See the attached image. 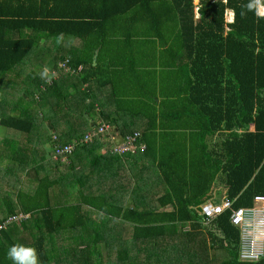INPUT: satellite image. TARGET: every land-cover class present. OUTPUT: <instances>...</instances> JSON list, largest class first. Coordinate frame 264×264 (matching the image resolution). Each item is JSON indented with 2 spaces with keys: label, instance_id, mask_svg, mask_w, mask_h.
Segmentation results:
<instances>
[{
  "label": "trees",
  "instance_id": "obj_1",
  "mask_svg": "<svg viewBox=\"0 0 264 264\" xmlns=\"http://www.w3.org/2000/svg\"><path fill=\"white\" fill-rule=\"evenodd\" d=\"M248 3L0 0V127L27 137L25 150L0 149V157H11L21 172L47 157L72 169L76 156L89 168L85 174L72 169L56 179L79 187L75 205L61 204L55 193L49 198L48 188L36 178L29 181L31 190L20 187L12 197L0 195V264H12L7 251L13 244L35 247L41 264H264V256L240 259V233L230 223V211L209 222L200 211L202 204L219 203L223 197L233 201L234 209L252 207L253 198L264 195V17L247 11ZM133 32L142 34L148 45L183 58L169 89L159 91L164 100L158 108L163 110L151 101L157 92L153 87L146 105L151 116L147 110L135 129L104 115L94 96L98 82L92 65L95 52L109 46V40L127 44ZM67 39L77 40L79 48L58 53L50 62L61 76L70 77L72 89L52 78L48 84L35 71L45 68V57ZM65 59L72 74L56 66ZM6 87L16 92L4 97ZM114 95L113 100L120 98ZM78 98L84 100L80 106ZM69 100L79 108L83 125L93 114L101 123L91 124L87 132L73 128L66 133L60 127L44 133L45 121L62 112L68 113V122L75 120ZM100 125L118 128L115 137L120 140L139 133L144 149L98 154L107 137L83 138ZM0 142L11 145L9 139ZM67 144H75L67 163L53 159L57 147ZM128 157L135 164L145 160L149 179L139 177L142 168L137 173L130 166L136 180L125 188L118 181H124V172L110 169L112 160ZM19 215L26 218L5 223Z\"/></svg>",
  "mask_w": 264,
  "mask_h": 264
},
{
  "label": "crops",
  "instance_id": "obj_2",
  "mask_svg": "<svg viewBox=\"0 0 264 264\" xmlns=\"http://www.w3.org/2000/svg\"><path fill=\"white\" fill-rule=\"evenodd\" d=\"M108 43L109 46H107L105 49L97 50V52H95V55L93 56L92 65L97 68L96 72L94 73V78H96L98 82L96 83V85H94V96L95 98H97V103L101 104L104 115L108 112L112 114V117L118 119V124H120L121 126H123V123H129V125L132 126L131 129H135L136 126H140L143 123V117L147 116V110L149 112V115L151 116L152 109L149 107L147 108L146 105L148 100L147 98L151 96L150 93L152 92L153 87H156L157 92L156 96L152 97L151 101H153L157 105V109H159L160 111L163 110L164 107L158 108L160 102L164 100L162 99V93L160 92L164 91L165 88L167 90L169 89V79L174 76L178 65L182 63L183 58L179 54L174 53V51L172 50L166 51L164 49L155 48L154 43H149L148 45L147 39L142 34H139V32H133V39L127 44L117 43L115 45L111 40H109ZM148 46L151 48L149 49ZM77 48H79V46L77 45V40L67 39L66 43H63V46L60 50H58L57 52L53 51V54L45 57V68H39V72L45 74V82L47 78L49 79L55 76L54 79L60 82L62 86H65V88L67 89L73 88L72 82L69 81L70 77L68 79V77L64 78L63 75L61 76V74L53 68L50 60L54 55L58 53H71L74 49ZM96 62L98 63V66H96ZM56 66L58 67V65ZM86 87L87 85L85 84L80 90H83ZM114 94H116L117 97L120 98H118V100H113V98L116 97ZM76 101L80 106L84 100L78 98L76 99ZM85 101L87 102L90 100L86 99ZM68 103L74 108L73 117L75 118V120L73 122H68V113L62 112L58 117L53 116V121L51 119L45 121L42 129L45 131L44 133L52 134L53 132H56V129L60 127L64 128L63 130H61V132L66 131V133H69V131H67L68 129L73 128L80 132H87L88 127H90L91 124L98 125V123H101V119L99 118L98 114H93L92 120L89 119V122L83 125V123L79 121V119L81 120L83 117L79 111V108L77 106L74 107V105L71 104L70 100L68 101ZM95 106L98 109L96 103ZM54 123L56 124L54 125ZM175 131L176 132L173 131V133H182V131ZM12 132H14L16 136L9 139L11 145L7 146L9 148L8 150H14L15 152H17L20 146L21 150H25L24 144L27 140V137L19 131L12 130ZM115 132L120 134V130L116 127L108 130V133L114 136ZM21 135H23V139L19 140V137ZM16 137L18 138L15 139ZM119 140V137H115L114 142ZM107 143H110V141H107ZM102 149L103 148L98 149L96 152L102 155L100 153V150ZM19 157H16L15 159ZM6 161L7 167L6 169H3L4 175H1L2 177L0 178V181L4 182L6 179L11 178L15 183H18L17 188L25 187L28 191L33 188L32 185L30 186L31 183H29V181H33V178H36L39 181H43L44 190L48 188V191L50 192L49 198H51L52 200L54 198V193L57 196V200H59L61 204L75 205L78 200H80L77 193L79 187L74 185L72 188L70 183H65L63 181H58L59 184L57 183L58 177L62 176L61 174H64V172H67L69 170L74 169L73 172L79 173L80 175L88 172L89 168L87 167V164H83V160L77 158L76 156L71 160L73 163L72 169L71 167H66L69 166L67 164L55 163L47 157L46 159L42 161L39 160L36 163H28L27 169L24 172H21L18 170L11 157H9V159ZM111 162L112 167L110 171L112 173L116 174V172L118 171L124 172L123 176H121L125 177L124 181L123 178H119L118 181L119 183H122L120 187L124 185L125 188L126 182H129V180H132L135 177L134 171L138 173L141 170V166L145 165V160H136L135 164V161L129 157L112 160ZM123 164L125 168L127 167V170L122 167ZM130 166L132 167V169L134 168V171L129 170ZM7 168L9 172L7 171ZM127 171H129V173H127ZM7 174H9L10 176ZM25 174L26 176H24ZM25 177H28V179H26ZM139 177L141 179L145 178L141 172ZM45 179L48 180L46 181ZM135 180L136 179H133L132 181ZM63 185H65L66 188L63 187ZM132 188L134 189L135 185H133ZM149 190L150 189H147V191Z\"/></svg>",
  "mask_w": 264,
  "mask_h": 264
},
{
  "label": "built area",
  "instance_id": "obj_3",
  "mask_svg": "<svg viewBox=\"0 0 264 264\" xmlns=\"http://www.w3.org/2000/svg\"><path fill=\"white\" fill-rule=\"evenodd\" d=\"M68 63L69 60L65 59L58 62V67L65 73L72 74L73 70L69 67ZM46 82L50 84L51 81L47 78ZM109 129L108 125H100L96 130L87 133L83 141L90 142L93 137H107L106 141H110V143H108V147L104 152H108L110 155H124L126 153H133L137 149H144V145L138 141L139 133L127 134L121 140L114 142L115 136L108 133ZM74 145L67 144L57 147L52 156L53 159L59 160L61 163H67L68 157L73 154ZM232 204L233 201L223 197L219 203L206 202L202 204L200 211L207 222L226 210L230 211V223L240 233V259L257 261L264 256V195L255 196L252 207L234 209L232 208ZM21 218H26V216L19 215L18 217L9 218L5 223L9 224Z\"/></svg>",
  "mask_w": 264,
  "mask_h": 264
},
{
  "label": "rangeland",
  "instance_id": "obj_4",
  "mask_svg": "<svg viewBox=\"0 0 264 264\" xmlns=\"http://www.w3.org/2000/svg\"><path fill=\"white\" fill-rule=\"evenodd\" d=\"M194 3H196V1L194 2ZM226 18H227V21H229V20H231V14L229 13V12H227V14H226ZM158 48V47H157ZM35 71L36 72H38L39 71V69H35ZM39 74H41L42 76L43 75H45L44 73H40L39 72ZM46 79V78H45ZM22 87V83H21V85H20V88ZM11 90V91H10ZM16 92V90L15 89H10V87H6L5 88V90L3 91V95H4V97L5 96H7L9 93H15ZM250 129H252V127H250ZM0 133L2 134V136H1V139H0V141L2 140V138H5V139H10V138H13L14 136H16V134H14V132H12V131H8V130H5V132L3 131V128H1L0 127ZM18 134V133H17ZM18 137H16L15 139H17ZM23 139V135H21L20 137H19V140H22ZM217 139H218V137H217ZM216 139V137H214V139L213 140H217ZM107 147H108V143L105 145V147L102 149V150H100V153L101 154H103L104 153V151H106V149H107ZM12 148V147H11ZM0 149H9L8 147H7V144H2L1 142H0ZM9 151V150H8ZM7 151V152H8ZM10 151H12V150H10ZM3 152H5V151H3ZM2 152V153H3ZM122 157V156H121ZM9 159V157H7V156H5V157H0V178L2 177L1 175H4V172H3V169H6V160H8ZM142 168V170H141V172L143 173V176L145 177V178H147V179H149V176H148V172H147V169H145L143 166L141 167ZM7 175H9V174H7ZM152 175V174H151ZM10 176V175H9ZM0 183H1V181H0ZM2 183H3V187H0V195H3V194H6L8 197H12V196H14V194H15V191H16V189H17V186H18V183H15L14 181H13V179H11V178H8V179H6L4 182L2 181ZM218 185V183L216 182L215 183V186H217ZM155 193H156V191H154ZM221 194V193H220ZM222 196L224 195V192L221 194ZM99 218V216L97 215L96 216V219H98ZM190 249H193L194 247L193 246H190L189 247ZM211 255L213 256L214 255V252L212 251L211 252Z\"/></svg>",
  "mask_w": 264,
  "mask_h": 264
},
{
  "label": "clouds",
  "instance_id": "obj_5",
  "mask_svg": "<svg viewBox=\"0 0 264 264\" xmlns=\"http://www.w3.org/2000/svg\"><path fill=\"white\" fill-rule=\"evenodd\" d=\"M246 9L247 11H254L258 17H264V0H249ZM244 15H246V12L241 11V16ZM229 21L231 22L232 19ZM7 258L12 264H41L36 248L23 244H13L10 246L7 251Z\"/></svg>",
  "mask_w": 264,
  "mask_h": 264
}]
</instances>
